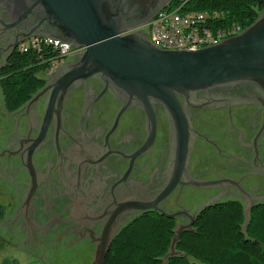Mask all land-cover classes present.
<instances>
[{
    "label": "flooded vegetation",
    "instance_id": "af4514ba",
    "mask_svg": "<svg viewBox=\"0 0 264 264\" xmlns=\"http://www.w3.org/2000/svg\"><path fill=\"white\" fill-rule=\"evenodd\" d=\"M155 6L144 8L141 17L152 16ZM36 10L34 21L42 15ZM14 17L0 3V68L13 46L31 38L33 19L9 27ZM80 51L58 67L74 61ZM45 98L13 112L3 108L11 126L0 145V178L5 173L17 185L1 186L12 195V210L0 217V228L19 234L25 243L34 240L53 252L89 245L93 261L98 245L146 212L173 214L177 227L187 225L203 207L224 201L222 194L244 207L248 201L264 203V89L254 83L217 85L192 92L188 99L178 96L189 122L188 156L172 190L157 208L144 210L137 205L154 203L175 175V134L163 106H155V138L144 147V111L131 106L117 119L125 96L100 77L60 96L44 126ZM192 181L212 183L206 187ZM193 203L199 204L195 210Z\"/></svg>",
    "mask_w": 264,
    "mask_h": 264
},
{
    "label": "water",
    "instance_id": "95a60500",
    "mask_svg": "<svg viewBox=\"0 0 264 264\" xmlns=\"http://www.w3.org/2000/svg\"><path fill=\"white\" fill-rule=\"evenodd\" d=\"M157 1L0 0L15 12L9 27L33 19L36 9H39L42 15L36 21L33 19L29 38L58 40L82 50L73 56L74 61L64 63L57 70L54 68L50 75L46 72L45 85L23 105V109L28 108L46 95L44 126L51 119L58 98L64 97L75 85L88 78L100 77L124 94L117 119L131 106H138L144 111L147 130L144 147L150 146L155 138V106H163L175 134V175L154 203L138 204L139 210L157 208L158 200L177 183L180 168L188 156L189 122L178 96L188 99L192 92L236 82H250L264 89V10L238 34L197 49L169 50L156 46L140 32L125 33L131 27L147 23L172 0H160L158 5ZM154 4L157 6L155 13L147 18L141 17L144 8ZM211 183L191 182L206 187ZM221 199H231V196L222 194ZM192 206L195 210L199 204L193 203ZM252 207L249 201L244 207L243 227L249 220ZM195 215H190L187 225L178 224L173 230L174 237L164 260L176 253L175 242L183 230L192 227ZM112 238L97 246L90 264H104Z\"/></svg>",
    "mask_w": 264,
    "mask_h": 264
},
{
    "label": "trees",
    "instance_id": "16d2710c",
    "mask_svg": "<svg viewBox=\"0 0 264 264\" xmlns=\"http://www.w3.org/2000/svg\"><path fill=\"white\" fill-rule=\"evenodd\" d=\"M179 0H172L174 4ZM190 8L217 12L216 26L251 25L264 10V0H194ZM63 57L47 42L18 47L0 68L4 110L13 112L42 88L45 73ZM4 209L0 205V217ZM244 206L224 200L203 207L192 227L175 242V254L166 257L176 228L175 220L149 211L128 222L113 237L104 264H264V203L250 209L245 227Z\"/></svg>",
    "mask_w": 264,
    "mask_h": 264
},
{
    "label": "built area",
    "instance_id": "2783aa9c",
    "mask_svg": "<svg viewBox=\"0 0 264 264\" xmlns=\"http://www.w3.org/2000/svg\"><path fill=\"white\" fill-rule=\"evenodd\" d=\"M194 0H179L174 4H167L147 23L131 27L128 32H146L149 41L162 49H197L211 45L226 37L233 36L242 31L240 25L216 26L218 13L201 11L190 8ZM42 42H47L58 49L63 59L53 63L47 74L50 75L64 58L75 50L74 47L58 40H49L43 37H31L19 44L20 50L28 47H39Z\"/></svg>",
    "mask_w": 264,
    "mask_h": 264
},
{
    "label": "rangeland",
    "instance_id": "374dc122",
    "mask_svg": "<svg viewBox=\"0 0 264 264\" xmlns=\"http://www.w3.org/2000/svg\"><path fill=\"white\" fill-rule=\"evenodd\" d=\"M11 124L5 118L3 110L2 94L0 91V145L4 134L10 131ZM0 178V205L3 206L6 216L11 214L10 198L11 193L1 186L9 185L14 188L17 182L10 181L9 177L3 176ZM20 235L12 236L9 234L7 227L0 228V264H90L92 260L93 247L89 245H74L66 248V251H55L51 249L43 250L38 247V242L30 240L27 243L21 244Z\"/></svg>",
    "mask_w": 264,
    "mask_h": 264
}]
</instances>
